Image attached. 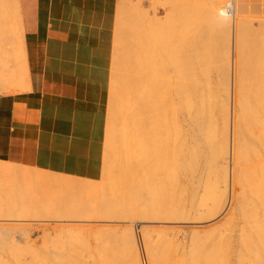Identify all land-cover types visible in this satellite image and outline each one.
Wrapping results in <instances>:
<instances>
[{"label": "bare ground", "instance_id": "6f19581e", "mask_svg": "<svg viewBox=\"0 0 264 264\" xmlns=\"http://www.w3.org/2000/svg\"><path fill=\"white\" fill-rule=\"evenodd\" d=\"M169 1L170 0H165L161 2V4L163 3L165 7L164 2ZM209 1L213 3L216 1L219 15L217 14V11L215 13V10L211 7V11L208 10V15L211 16L209 17L211 21L207 17L204 18L205 21L202 19V17V20L196 19L194 21H192L193 18L191 16V18L188 17L190 20L192 19V23L197 21L195 23L196 30H194L196 33H191L192 29L190 30V27L192 28V26L189 24L192 23L190 21L188 24L190 27L189 29L187 28L190 30V35L187 31L186 33L185 31H182L183 25H181V23L186 24V21L182 22V20H185L186 16H183L181 13L180 16L182 15L183 19L178 16L180 19H177L178 21H181V23L177 24L181 25L182 27L177 26L179 28L176 30V32H174L175 29L173 30L174 26L172 27V23L170 24V27L172 28L169 26H164L165 22L162 24L160 21L161 18L159 17V21H156L161 22L159 25L164 26L165 32H159L161 34H154L155 32H153V36L158 35V39L153 37L155 41L152 42L154 45L152 50H150V47L153 45L148 39L147 40L149 41L150 46L147 43L144 44V42L147 41H145L146 36H143L142 34L143 28L141 30L133 26L131 35L129 34L130 36L127 37L128 42L125 40V44L128 43L126 46H129L127 47L129 48V51L126 48V55H124V51L122 50V54L124 55L123 61H120L121 58L118 57L120 59L119 61L122 62L121 70L123 72L120 71L121 79L117 84L118 89L116 88L117 86L115 87L117 91L114 89L116 93H114V103H111L115 105V113L112 112L114 114V119L112 117L113 122H111V128L108 133L107 141H109V152L106 156L110 154L111 158H109V162L107 161V163H109L108 168L111 172L110 175L115 178H110V180H115V183L118 181V184L121 185L120 187H122L120 188L118 185L120 189H124V187H126L125 185H131V187L133 185V190H131V187H127L128 191L126 189V192L127 194L129 193V195L126 196H130L133 191L132 195L134 194L133 196L136 199L135 205L137 209L131 210L130 208L131 211L128 210L124 214L121 213L117 207V205L120 206L121 204L116 205L114 202L113 204L115 206L112 205L111 207H117L118 211L120 212L116 211V215L113 213L108 217L107 215H109L110 210L109 204H111L113 201H118V199L115 200L117 196L116 193H124L122 195L126 194L121 190L116 192L111 190L112 192L110 193L111 195L114 193L115 198L112 199V201L111 199H108V206L105 204L107 202H105V206L102 207L103 203L99 202L97 199L102 197L104 194L107 195L109 193L107 191V193L105 192L106 188L109 189V185H107L109 183L106 184L104 181L101 184H88L86 187V192L81 190V192L85 193L84 195L83 193L77 194L74 192V190L78 189L80 184L75 183L71 178L68 179L69 177H60L57 174L47 173L38 169L0 161V183H3L9 189L17 188L22 192L18 193L21 196L24 194V196L21 197L20 202L19 200L18 202L16 201V204L18 205L16 207L20 208V210L16 209V213L18 212V215L20 214V219H23L22 217H32L33 212L34 214L35 212L36 214H41L42 211H46L47 213H57L59 215L57 216L61 217V220H63L65 215L69 216L74 212H80L87 208L85 210L89 209L91 212L84 210V214H82L83 212L80 213L86 217L87 213L93 216L94 214H97L96 212L100 211L101 213V210H103L102 208H104V211H106L107 214L104 212L103 213L106 214L107 217L103 216L104 214H102V217L106 218V220L102 219V221H107L109 218V220L126 219L127 216H129V220H131L133 218L132 216H136L139 220L144 222L152 220L150 215L154 211V204L157 205L158 203L162 202L164 205L167 203L165 205L166 207L162 204H159L157 205V209L165 212L163 215L166 217H161V215L155 212L157 217L155 219L159 218L162 221L165 220L163 222L167 221L168 223L181 221L182 223L184 222L197 225L203 221L212 219L222 211L225 212V214L220 220L224 226L227 225L225 229L229 228V230L227 229L228 231L226 230L229 232V234L227 233L228 236H226V231L223 229L224 226L222 227V232L225 233L224 235L226 237H224L223 233L221 235L218 233L217 226H215L217 231H214L217 233V235L219 234V236H221L220 240L217 236L219 245L221 242H223L221 244H224L225 247L220 246L218 247L219 250H217V246H219H216V244H218L217 239H214L215 245H213L214 243L212 244L213 246L210 245L212 241L210 238L213 235L208 236L210 240L208 238L204 240L206 241L205 246H212V249L216 246V248H214L215 253L213 254L217 256L219 252V256L217 257L219 262L221 260L219 257L222 251L231 253V251L227 250V248H229L226 246L227 244L230 245V249L233 248L235 252L242 254L241 256H243V253L240 251H246L247 254L245 255L249 256V259L255 256V260L260 259L258 264H264V8L260 9L261 12H259V10L257 12L253 11V13H256L248 15V7L252 5L250 0ZM233 1L237 18L235 20L233 36L234 59L230 64V34L227 32V30H229V20L225 22V20L222 19V15H226L229 18L231 2ZM187 2L190 4H188L189 6L192 5L199 12H202L200 8L202 0H187ZM182 3L188 7L184 1H182ZM3 4L4 0H0V43L2 41L5 43L4 33H7L3 26V15L5 11V9L3 10ZM157 4H160V2L158 1ZM12 6L14 9L13 13H15L14 17H16V28L14 29V31H16V44L14 45L13 41L10 40L12 42L11 47L9 46L11 50L6 47V51L3 49V51H5L4 53L0 52V84H3L2 87L5 85L6 88H10L9 84H12L10 89H4L6 93L14 92V90L17 91V89L20 91V88H23L24 84H26L24 82H26V79L28 78H25L27 75L25 68V52L24 44L21 38L17 0L13 1ZM130 8L131 2L129 0H122L117 6V11L124 13ZM183 11L186 13V9ZM260 13L263 14L260 16L263 18L260 20L257 18L258 21L254 22L256 20L255 17L260 15ZM187 15H189V13ZM142 16H138L139 21L145 20L150 22V18L148 21L145 15L144 17ZM138 17H135V19H138ZM153 20L151 19L152 22ZM164 20L165 18L162 21ZM156 21H154V23H157ZM167 21L169 22L170 20ZM134 22H137V20H134ZM147 24L148 27L155 26H149V23ZM144 25L142 27H144ZM159 25L156 27L159 28ZM216 25L219 27L222 26L226 30V33L223 34L226 35V42L229 48L227 47L228 49L224 55L219 51L218 48H216V42H218L219 39L223 37V34L216 27ZM254 26H257L258 29H253ZM168 28L172 29V31L170 32ZM203 28L209 31H205L207 32L205 33L202 31ZM153 29L152 31H156V29ZM129 31H131L129 28L127 32L125 29L126 33ZM168 31L170 33H168ZM146 47L149 48L148 51H146L147 49L145 50ZM4 54H6L7 57ZM10 61L12 63V68L10 67L11 64L9 65ZM114 68V70L119 73L118 66L117 69L116 67ZM118 73L115 75L118 76ZM136 73L137 75H135ZM134 76H136V79L133 80ZM130 79L134 81L135 86H131V84L134 83L132 80L130 81ZM1 90L3 91V88H0V91ZM25 91H27V88ZM15 94L17 93L15 92ZM108 115H110V113ZM103 165L105 164L103 163ZM105 169L107 168L105 167L104 170H102V174ZM107 174L108 173L106 172V174L103 175L106 176ZM120 180L125 183L124 187L119 183ZM47 181L50 182V185L54 184L56 191L50 192L46 201H38L37 203L33 204L35 201L28 198L33 196V188L36 185H39V187L42 185L41 187L43 188H49V185L45 184ZM111 181L110 187L112 184ZM159 183L163 184L158 186L157 184ZM112 185L113 188H117V186L114 185V182ZM165 188H167L168 191H165ZM167 192L170 196L166 194V197L164 194ZM227 193L229 194L228 199ZM120 194L119 196H121V198H117H119V201H121L123 204L124 202L121 200L122 195ZM70 196L71 198L76 197V201L74 200V203L77 204L73 206V204L68 200H66V203L64 200V205H62V203L61 205L59 204L62 197L69 198ZM126 196H124L123 199H125ZM77 197H79V199L83 197L87 201L85 200L83 201L85 204H81V202L78 201L82 200H79ZM111 197L113 198V196ZM94 198L96 199V202L98 201V204L100 203V205L97 206V203L96 205L91 203H94L92 200ZM103 199L104 197H102V200ZM130 199H133L132 196ZM131 200L129 205L127 203L128 206H130V204L132 206V202H135ZM125 201L129 202V199ZM11 204L8 205L6 203L5 206L4 203L5 207L0 204L2 207H0V210L3 212L6 210L7 212L9 210L7 208L15 207V202L12 206ZM7 205L10 207H7ZM83 205H85V208ZM128 206L125 205L127 209H129ZM160 206H162L164 209ZM3 207L7 208L3 210ZM105 207L109 210L107 211ZM126 208L124 209L127 210ZM124 209L123 211H125ZM158 210L156 211L160 213ZM92 211L95 213L92 214ZM11 212L13 213V210ZM27 212L30 215L27 216ZM70 212L71 214H69ZM85 212L87 213L85 214ZM47 213V216L42 217V219L45 217L47 219L48 216H51L52 218V215H54L53 213L52 215ZM59 213L63 214L64 216H60ZM110 213H112V211H110ZM129 213L131 215H128ZM10 214H7V216L5 215L6 218ZM24 214L26 216H24ZM36 214L33 216H36ZM74 214L73 216H70V219L68 216V219L65 218L66 216L64 218L66 221L71 220V218H75V221L80 220L82 215L79 216V214H77L80 218L76 220L78 216L76 217ZM2 215L0 214L1 217ZM157 215H159V217ZM10 216V218H12L14 215L12 214ZM34 218H38V216ZM88 219L90 218L87 216L86 220ZM94 219L91 217V220ZM155 219L152 221H156ZM58 220H60V218H58ZM45 227L47 228V226ZM64 227L68 228L66 226L61 228ZM70 227L71 226L68 228L69 232L72 229ZM79 227L81 226L79 225L77 229H79ZM33 228L21 225L16 226L15 228H11L9 226L0 227V264H42L44 261L46 264H49L51 259H48L49 261L46 259L50 255H56L55 253L52 254L53 250L50 247L53 242L55 243L57 241L60 242H57V245L55 244V250L58 249V244L60 245L64 241L59 248H61L60 250H63L67 253V250H64L62 245L67 248L66 245L68 239L66 240V237L69 235V232H66L67 234L64 236L65 239L62 240L59 234L60 232L57 233V231L56 234H58L59 238L61 239L58 240V237L56 236H49L50 234L45 232L47 229L43 231L44 233H41V231L40 233L42 235L46 233L45 235L48 234L49 236H42L44 241L41 239L40 240L44 243L47 241L45 237L48 239H50L52 236L53 238H57L56 241H53L55 238H51L53 239L51 245L49 244L50 242H46V245L48 244V246H50L48 247L49 250H45L46 248H42L44 246L42 245V242L41 245L37 246V241L30 238L31 230L33 231ZM40 228L43 229V227ZM65 228L64 230H66ZM48 229L55 233V231H53L54 227L53 229ZM36 230L34 229V231ZM60 230L64 231L63 229H59V231ZM73 230H75V228ZM198 231H192L191 229L190 232L189 229V231L186 232H190L193 237L194 233ZM71 233H73L72 230ZM77 233L78 232H76V234ZM92 233L94 234L93 238L95 239V243H88L89 245L94 243L96 246H102L100 251H96L98 253V261H100L101 264H139V255L135 245L134 235L131 230L128 232V234H126L125 237L127 252L123 255H120L119 257H117L113 250H111L113 242H115V235L111 229L105 230L104 228V230L99 229L96 232L93 230ZM92 233L89 234L90 236L88 235L89 239L91 236H93ZM179 233L180 232L178 231L177 234ZM207 233L210 232L207 231ZM76 234H70L68 237L70 238V236H73L71 239L74 240V235ZM79 234L83 235V230H79ZM203 234L206 235L205 232ZM62 235L63 234H61V236ZM189 235V233H185L183 234L182 238L186 239ZM200 235L203 236L202 233ZM85 236L86 238L88 237L87 235ZM192 237L190 238V241L184 243L185 247H180L182 251L179 252H181L182 257L184 258L181 259L183 260L182 262H184V264H203L202 260H204V263L206 264H213L215 261H218L216 256L215 259L209 255L212 253V249L211 252H209L210 248L207 249V252L206 249H204L205 247H201L199 243V245L193 244V240L198 242L201 237H197L196 239H194V237L192 239ZM222 237H224L225 241H221L223 240L221 239ZM81 238L83 239L82 236ZM81 238L80 240H82ZM93 238L91 239L93 240ZM212 238H214V236ZM201 240L203 241V237ZM207 240L210 241V243ZM75 241H77L75 244L80 242L81 246L84 245V243L82 245V241H79V238ZM83 241H86V239H83ZM202 241L200 242L202 243ZM70 243L68 242L69 245ZM163 243L164 242H162V245H160L162 246L161 248H167L166 251L168 250V254H173L172 252L175 251L174 249L169 253V248H171L172 245H170L171 247H165L167 244L164 243L163 245ZM204 243L205 242H203V244ZM232 243H235L234 246ZM72 245L73 247L71 248V245L69 246L70 249L68 248L69 250L67 253H70V256H67L66 253L63 254L64 252H62V255L66 256V258L63 256L64 259L68 261H66V263L65 260H62V264L64 262L66 264H78L80 262V264H86L84 263L85 261L80 259L78 260L77 258L75 259L74 252H70L72 248L74 250V244L72 243ZM77 246H79V244ZM198 246L209 253L204 256L205 258L203 255L206 252H204L202 255V249L200 250V248H197ZM144 247L145 248L143 252L145 253L146 258H148L149 263L153 264L155 262L159 264L160 259L163 257H160V259L158 258L164 254H161L160 252H165V250H161V248L160 250L156 249L160 253L157 258V256H155V252H152L153 255L151 254V249L153 247L151 248V246L149 247L148 245H144ZM40 248H42V250ZM222 248L223 250H220ZM198 249L201 254L200 257L202 256L201 258H199V253H197ZM38 251L39 253L42 251L43 254L49 253L50 255H42V258L44 257L43 259L45 260L42 259L43 261L41 262V255L37 254ZM60 252L61 251L58 253L60 254ZM90 253L93 254L94 251H91ZM176 253L177 251H175L174 256L178 255ZM237 253L235 254L240 257ZM71 254L74 257L73 259ZM222 255L223 256L221 257H224V255L228 254L222 253ZM229 255L231 258L233 253L232 256L231 254ZM54 256H52V259L55 257L58 258L57 255L55 257ZM154 256L158 260H155ZM172 256H170V258L167 257V259L169 258L172 261V258L174 257ZM228 257L227 259L229 260ZM176 258L178 259V256ZM213 259L215 260L213 261ZM254 259L252 262H249V264H256L254 263ZM59 260H61V258ZM90 260L93 261L94 259L90 258ZM170 260V264L174 263V261L171 263ZM222 260L224 262L223 258ZM222 260L220 264L223 263ZM163 261L162 264H165ZM60 262L61 261H59V263ZM54 263L51 261L50 264ZM215 264L219 263L216 262Z\"/></svg>", "mask_w": 264, "mask_h": 264}, {"label": "crops", "instance_id": "0c3cea01", "mask_svg": "<svg viewBox=\"0 0 264 264\" xmlns=\"http://www.w3.org/2000/svg\"><path fill=\"white\" fill-rule=\"evenodd\" d=\"M121 1L17 0L28 78L0 95L1 162L100 179Z\"/></svg>", "mask_w": 264, "mask_h": 264}, {"label": "rangeland", "instance_id": "374dc122", "mask_svg": "<svg viewBox=\"0 0 264 264\" xmlns=\"http://www.w3.org/2000/svg\"><path fill=\"white\" fill-rule=\"evenodd\" d=\"M13 1L14 0H4V4H3V10L5 9V11H4V17H3V26H4V28L6 29V31H7V33L5 34L4 33V35H5V43L2 41L1 43H0V52H2V53H4L5 51H6V47L8 48V49H10L9 48V46L11 47V41H13V43H14V45L16 44V42H15V39H16V31H14V29L16 28V23H15V18L16 17H14L15 16V13H13L14 12V9H13V6H12V3H13ZM130 2H131V8L127 11V12H124V13H122V12H118L117 11V14H116V22H115V30H114V37H113V57H112V66H111V76H110V81H109V89H108V98H107V104H106V106H107V113H106V125H105V152H104V159H103V163L105 164V165H103V167L105 168H107V169H105V171H103V174L105 175L106 174V172L108 173L106 176H104L103 174L101 175V177H100V179H102V180H98V181H86V180H81V179H76V178H73V177H67V176H62V175H58V176H60V177H66V178H68V179H72V181H74L75 183H77V184H80L78 187V189H75L74 190V192H76L77 194L79 193V194H82L83 192H81V190H83L84 192H86L87 191V185L89 184H91V183H93V185H95V183L96 184H101L102 182H104V183H109V184H107V185H109V189L108 188H106V190H105V192L107 191V192H116V191H119V190H121L122 192L124 191L126 194L125 195H122V194H124V193H119V192H117L116 193V198H115V195H114V193H112V195H111V193L109 194V197H111V196H113V198L111 197V198H109L108 197V194L107 195H103L102 197H104V201L102 200V197H99V199H97L99 202H101V203H103L102 204V207H104L105 206V204H107V206H108V199H111V201H112V199H114L115 198V200L116 199H118V201L116 200V201H113L111 204H109L110 206V210L109 209H107L106 207V210L108 211L109 210V215H107L108 217L110 216V214L112 215L113 213H114V215H116V211L117 212H120L121 211V213H124L125 214V212L126 211H128V210H130V208H131V210H136L137 208H136V199H135V197L132 195V193H133V191H132V193L130 194V196H126V195H129V193L127 194V192H126V189H127V191H128V188L129 187H131V185H125V183H123L121 180H120V184H122V186L124 187V185L126 186V187H124V189H120V188H122V187H120L121 185H119L118 184V181H116V183H117V185H116V183H115V180L113 181V179H115L113 176H111L110 175V171H109V168H108V166H109V163H107V161L109 162V158H111L110 157V154H108V156H106L107 155V153L109 152V144H108V142L109 141H107L108 140V133H109V130H110V128H111V122H113V119H114V114L112 113V112H114L115 113V111H114V109H115V105L114 104H111V103H114V99H115V91H117V89H118V83H119V81H120V79H121V73H120V71L121 72H123L122 70H121V68H122V62H120V61H123V59H124V55H126V52L125 51H127V49H128V51H129V48H127V47H129V46H126V44L128 45V43H126L125 44V40L128 42V39H127V37L128 36H130L131 35V33H132V28H133V26L134 27H136V28H138V29H141L142 30V28H143V30H142V34H143V36H146L145 38V41H147V42H144V44L145 43H147L149 46H150V44H149V41L151 42V44H152V42H154L155 41V39H158L157 38V36L158 35H155V36H153V32H155L154 34H158L159 32H161V33H164L165 32V30H164V26H169L170 27V24L172 25V27L174 26V28H173V30H174V32H176V30L179 28V27H177V26H180V27H182L181 25H183V28H184V30H183V28H182V31H185V33H186V31L188 32V34L190 35V30H191V33L193 32V34L194 33H196L194 30H196L195 28H196V25H195V23L197 22V21H195V23H192V21H194V20H204L205 21V19L204 18H209V17H211V16H209L208 14V10H210L211 11V7L215 10V13H216V11H217V14L219 15V11H218V8H217V3H216V1L213 3V2H210L209 0L208 1H206V0H202V2H201V5H200V8H201V10H202V12H199L196 8H194L192 5L191 6H189L190 4L187 2V0H182V1H184L187 5H188V7L184 4V3H182V1L181 0H170L169 2H164L165 3V7H164V5H163V3L161 4V2H163V1H165V0H129ZM141 2V4H140V2ZM158 1L160 2V4H157L158 3ZM249 1V0H248ZM247 1V2H248ZM250 2H251V4L252 5H250L249 7H248V15H251V14H255L258 10H259V12H261L260 11V9L261 8H264V0H250ZM153 6H152V5ZM167 4V5H166ZM135 5V6H134ZM155 5V6H154ZM184 5V6H183ZM157 6V7H156ZM166 6H168V7H166ZM186 6V7H185ZM152 7V8H151ZM154 7V8H153ZM159 7H162V8H159ZM189 7H190V9H189ZM137 8H140V9H137ZM156 8V9H155ZM188 8V9H187ZM186 9V13L183 11V10H185ZM196 9V10H195ZM134 10H136V11H134ZM147 10H149V11H147ZM150 11H151V13H150ZM192 11V12H191ZM253 11H256L255 13H253ZM167 12V13H166ZM182 12H184V13H182ZM189 13V15H187L188 13ZM180 13L184 16H186V18H185V20L183 21L182 20V22H185L186 24H184V23H181V21H178V19H180V18H182L183 19V16L181 17L180 16ZM195 13V14H194ZM197 13H200V14H197ZM211 13V12H210ZM7 14V15H6ZM197 14V15H196ZM135 15V16H134ZM142 16V17H144V15L147 17V19H148V21H149V18H150V22H147V21H143V20H141V21H139V17L138 16ZM263 14L262 13H260V15H258L257 17H255V21L254 22H256V21H258V19L260 20V19H262L263 17H260V16H262ZM162 16H163V18H162ZM180 18H179V17ZM193 18V20L191 21L190 20V18L191 17ZM194 16V17H193ZM133 19H132V18ZM135 17L137 18L138 17V19H135ZM142 17H141V19H142ZM152 17V18H151ZM161 19H160V18ZM188 17H190V18H188ZM201 17H202V19H201ZM155 18V19H154ZM157 18V19H156ZM165 18V20L164 21H162L163 19ZM178 18V19H177ZM219 18V17H218ZM236 18H237V14H236V11H235V5H234V1L233 2H231V9H230V13H229V18H228V16H226V15H222V19L223 20H225V22L226 21H228L229 20V30H227V32H229V34H230V42H229V47H228V45H227V42H226V35L225 34H223V33H226V30L224 29V27H219V26H217L216 25V27L220 30V32L223 34V37H221L220 39H219V41L218 42H216V48H218L219 49V51L224 55L225 54V52L227 51V49L229 48V52H230V64H231V61L234 59V52H233V50H234V45H233V40H234V38H233V36H234V28H235V20H236ZM258 18V19H257ZM145 19V18H144ZM146 19V20H147ZM151 19L153 20V22L151 21ZM159 19H160V21L162 22V24H163V22H165L166 23V25H165V23H164V26H163V28H162V26L161 25H159V24H161V22H157V21H159ZM170 20L169 22L167 21V20ZM188 21H187V20ZM264 19V18H263ZM131 20V21H130ZM134 20H137V22H134ZM157 20V21H156ZM173 20H174V22L177 24V23H181V25H179V24H175L174 22H173ZM209 20L211 21V19L209 18ZM139 21V22H138ZM154 21H156L157 23H154ZM172 21V22H171ZM189 21L192 23V24H189ZM203 21V22H204ZM134 24H133V23ZM143 22H145V23H143ZM136 23V24H135ZM143 23V24H142ZM147 23H149V26L150 25H155L154 27H152V26H150V27H148V24ZM150 23H152V24H150ZM154 23V24H153ZM169 25H168V24ZM174 23V24H173ZM207 23V22H206ZM145 24V25H144ZM147 24V25H146ZM192 26V28L189 26ZM144 25V27H142ZM159 25V28H157L156 26H158ZM185 25V26H184ZM187 25H188V27H187ZM209 25V24H208ZM160 26H161V28H160ZM194 26V27H193ZM146 27H148V28H146ZM172 27H170V28H172ZM177 27V28H176ZM189 27H190V30H188L189 29ZM209 27V26H208ZM128 28H129V30H131V31H129L128 33H126L127 31H128ZM154 28V29H153ZM157 28V29H156ZM166 28V27H165ZM170 28H168L169 30H170V32L172 31V29H170ZM188 28V29H187ZM207 28V27H206ZM125 29H126V32H125ZM146 29V30H145ZM151 29V30H150ZM152 29L153 30H155L156 29V31H152ZM159 29V30H158ZM160 29H161V31H160ZM162 29H163V32H162ZM208 29V28H207ZM207 29H202V31H209V30H207ZM253 29H258L257 28V26L255 27H253ZM157 30H158V32H157ZM166 30H167V28H166ZM152 33H151V32ZM197 31H198V29H197ZM167 32V31H166ZM169 31H168V33H170ZM199 32V31H198ZM207 32H205V33H207ZM126 33V34H125ZM161 33H159V34H161ZM184 33V34H185ZM130 34V35H129ZM148 34V35H147ZM166 34V33H165ZM188 35V36H189ZM149 36V37H148ZM160 36V35H159ZM153 37H156L155 39H153ZM121 38V39H120ZM124 38H126V39H124ZM144 38V37H143ZM151 38V39H150ZM149 41H148V40ZM153 39V40H152ZM11 40V41H10ZM120 45V46H119ZM147 45V46H148ZM153 45V44H152ZM151 45V46H152ZM226 45V46H225ZM233 46V47H232ZM154 47V45L152 46V47H150V50H152V48ZM228 47V48H227ZM124 48V49H123ZM127 48V49H126ZM3 49L5 50V51H3ZM147 49V50H146ZM148 47H146L145 48V50L146 51H148ZM226 49V50H225ZM11 50V49H10ZM125 52H123V51ZM122 52H123V54H122ZM10 53V52H9ZM120 53H121V55H120ZM142 53V52H141ZM5 56H6V54H4ZM120 55V56H119ZM7 57V56H6ZM118 57H120L121 58V60L118 58ZM123 57V58H122ZM118 62H117V61ZM120 60V61H119ZM116 61V62H115ZM134 63V62H133ZM11 64V68H12V63H11V61L9 62V65ZM135 64V63H134ZM118 66V71H119V73L118 72H116V70H114L115 68L114 67H116V69H117V66ZM133 65V64H132ZM114 72V73H113ZM118 73V76L117 75H115V74H117ZM134 74V73H133ZM132 74V75H133ZM131 75V76H132ZM135 75H137V73L135 74ZM130 76V77H131ZM118 77V78H117ZM136 76H134V78H133V80L134 79H136L135 78ZM132 79H130V81H131ZM132 80V81H133ZM10 81V80H9ZM133 83H134V81H133ZM2 85L3 84H0V88L2 89L3 88V91L1 90L0 91V95H2V94H7L6 92H5V90H7V88H6V86L4 85V87H2ZM10 85V86H9ZM8 86L11 88L12 87V84H9ZM115 85V86H114ZM135 86V83L134 84H131V86ZM117 86V87H116ZM117 89H116V88ZM10 88H8V89H10ZM5 89V90H4ZM15 89H17V88H15ZM114 89H116L115 91H114ZM20 90H21V88H20ZM17 91H19V89H17ZM14 92H16V90H14ZM12 93V92H11ZM115 93V94H114ZM112 97H113V99H112ZM111 99H112V101H111ZM113 107V108H112ZM110 113V115H108ZM111 114H113V115H111ZM112 117H113V119H112ZM107 151V152H106ZM105 161H106V163H105ZM107 164V165H106ZM104 168H103V170H104ZM35 169V168H34ZM47 173H49V172H47ZM107 176H109V177H107ZM103 177H104V179H103ZM106 177V178H105ZM110 178H113V179H111L110 180ZM107 180V182H106V180ZM109 179V180H108ZM120 179V178H119ZM118 179V180H119ZM116 180H117V178H116ZM110 181L112 182V184H113V182H114V185L115 186H117V188L116 187H114L113 188V185L111 184V187H110ZM103 183V184H104ZM45 184H47V185H49V188H43V187H41L42 185H40V187H39V185H36L34 188H33V192H32V194H33V196L32 197H28V198H30V200H34L35 202H33V204H35V203H37L38 201H46L48 198V194L50 193V192H52V191H56V189H55V187H54V184H51L50 185V182L49 181H47V182H45ZM161 184H163V183H159V184H157L158 186H160ZM118 185H119V187H118ZM128 187V188H127ZM167 187V186H166ZM113 188V189H112ZM116 188V189H115ZM132 189L131 190H133V185H132V187H131ZM169 188V187H168ZM112 190V191H111ZM120 191V192H121ZM130 191V190H129ZM165 191H168V189L167 188H165ZM19 192H21V191H19L17 188H13V189H9V188H7V186H5L3 183L1 184L0 183V204H2V206H4V203H5V206H6V203L9 205V204H11V206L13 205V203L15 202V204H14V208L12 207H10V206H8L7 205V207H10V208H7V209H9L10 210V213H9V210L6 212V210H4V209H6V208H4L3 207V210H4V212L3 211H1L0 210V214L2 215H4V213H5V215L7 216V214H10V215H14V216H12V218H10L11 216L9 215L7 218H6V216L4 215V217H3V215H2V217L0 216V227H6V226H9V227H11V228H15L16 226H29L30 228H33V231L31 230V239L32 240H35V241H37V246H39V245H41V242H42V245H44L42 248H46L45 250H49V246L51 245V242H53V241H56L57 240V238L56 237H58V240H61L60 238H59V235L58 234H56V232L57 233H59L60 234V237L62 238V240H64L65 239V237L64 236H66V234L69 232L68 231V228H69V226H71L70 228H72L71 230H72V232L73 233H71V230H70V232H69V235L71 234V235H73L74 233L76 234V232H78L77 234H79V230L81 231V230H83V232H84V234L85 235H89V234H91L92 232H93V230H94V232H96V231H98L99 229H102V230H104V228H105V230H108V229H111L112 230V232H113V234L115 235V242H113V246L111 247V250H113V252L116 254V256L117 257H119L120 255H123V254H125L126 252H127V246H126V244H125V237H126V234H128V232L131 230V232L133 233V235H134V240H135V245H136V248H137V251H138V255H139V264H148L149 263V261H148V258H146V256H145V253L143 252V250H144V245L146 246V245H148L149 247L151 246V248H149V249H151V254H152V252H155L156 253V255H155V253H154V255L155 256H157V258H158V255L161 253H164V254H168V250L166 251V249L167 248H161L162 246H160V245H162V242H164V243H166L167 244V246H165V247H171L170 245H172V247L171 248H169V253H170V251L172 250L173 251V249L175 250V251H177V253L176 254H178V255H175L174 256V254H175V251H171L173 254H168V255H164L163 254V256H159V258L158 259H160V257H163V258H161L160 259V263H159V261H158V263L159 264H162V261L165 259L166 260V262H165V260L163 261L165 264H170L169 263V258H170V256H172L171 258L173 259L172 261L170 260V262L172 263L173 261H174V263H172V264H184V262H182L183 260H181L183 257H182V255H181V252H179V251H182V249L181 248H183V247H185V242H188V241H190V238L192 237V234L190 233L191 232V229H192V231H198V232H195L194 233V235H193V237H194V239H196L197 237H203V241L201 240V238H200V240L198 241V242H195L196 240H193V244H197V245H199L200 244V246L202 247V246H204L203 248L204 249H206V251L208 252V250L207 249H209L210 248V251L209 252H211V247L213 246V245H215V243H214V239H217V243L218 244H216V246L217 245H219V240H220V237L221 236H219V234L221 235L222 233H223V235L226 233V236H228L227 235V233L229 234V232H227L228 230H229V228H227V229H225L226 227H227V225H223L222 224V221L220 220V219H222V217L224 216V214H225V212H220L218 215H216L215 217H213L212 219H210V220H206V221H203L202 223H199V224H191V223H182L180 220V222H178V221H174V222H170V223H168L167 221L166 222H163V221H165V220H161V219H155V218H157L156 217V213L157 214H159V215H161V217H164L165 215H163V213L165 214V212H162V211H160V210H158L157 208H158V206L157 205H159V204H162V202L161 201H159V202H161V203H158L157 205H155L154 204V211H153V213H151V218H152V220H156V221H141V220H139L136 216H132L131 218V220H129L130 218H129V216H127V218L126 219H111V220H109V219H107V221H102V219L103 220H106V218H104V217H102V214H104V213H106V211H104L105 209L104 208H102L103 210H101L102 212L100 213V211L99 212H96L97 214H94L95 212H93L92 214H94L93 216H91V215H89L87 212H85V214L87 213V216H88V218H90V219H88V220H86V218H87V216L86 217H84L82 214H84V210L85 209H87V208H85V205H83V207L85 208V209H81L82 211H80V212H74L73 214L74 215H76V217L78 216L77 214H79V216L80 215H82L81 216V218L83 219H81L79 216L76 218V220L78 219V218H80V220H77V221H75V218H71V220H67L66 221V219H68V217H69V219H70V216H73V214H71V212L69 213V214H71V215H63V214H61V213H59L60 214V216H64L63 217V220H61V217H58L59 215L56 213H53V212H49V213H47L46 211H42V213L41 214H36V212H35V214H36V216H38V218H34V217H36V216H33V215H35L34 214V212H33V215H32V213H31V215H32V217L31 216H29L28 218L26 217V218H24V217H22L23 219H20L19 217H20V214L18 215V212L16 213V209H18V210H20V208L19 207H16V206H18L17 204H16V201L18 202V200H19V202L21 201L20 199H21V197H23L24 196V194H23V196H21V195H19L18 193ZM106 192V193H107ZM131 192V191H130ZM22 193V192H21ZM85 193H83V195H84ZM119 194L120 195H122V202H124L123 204H125L126 206H128L129 205V203H130V198H131V196H132V200L131 201H135V202H132V206H131V204H130V206H128L129 207V209H127L126 207H125V205H123L122 203H121V201H119L120 199L119 198H117V197H120L121 198V196H119ZM168 195V192L167 193H165L164 195ZM47 195V196H46ZM111 195V196H110ZM167 195H166V197H167ZM228 193H227V199H228ZM107 197V199H106V197ZM124 196H126L125 197V199H123L124 198ZM168 196H170V195H168ZM70 198V199H69ZM69 198H67V197H62L60 200V202H59V204L61 205V203H62V205H64V200H65V203H66V200H68L69 202H71L72 204H73V206L75 205V204H77V203H74V200L76 201V197H72L71 198V196L69 197ZM78 199H79V197H77ZM62 199H63V201H62ZM82 201H78V202H81V204H85L83 201H85L86 199H84L83 197L82 198H80ZM79 199V200H80ZM106 199V200H105ZM129 199V202L127 201H125V200H128ZM93 201H94V203L93 202H91L92 204H95L96 205V203H97V206L98 205H100V203L98 204V201L96 202V199L94 198V199H92ZM91 200V201H92ZM87 201V200H86ZM9 202V203H8ZM89 202V201H88ZM105 202H107V203H105ZM115 202V204L117 205V204H121L120 206L119 205H117V207H118V209L120 210V211H118V209H117V207H111L112 205L113 206H115L113 203ZM105 203V204H104ZM127 203H128V205H127ZM163 203H164V201H163ZM79 204V203H78ZM167 204V203H166ZM165 204V205H166ZM163 206H165L164 204H162ZM1 207V206H0ZM135 207V208H134ZM160 207H162V206H160ZM166 207V206H165ZM2 208V207H1ZM0 208V209H1ZM113 208H114V210H113ZM124 208H126L127 210H125ZM134 208V209H133ZM163 208V207H162ZM123 209L125 210V211H123ZM164 209V208H163ZM13 210V213L11 212ZM130 210V211H131ZM156 210H158V211H160V213H158ZM162 210V209H161ZM217 210V209H216ZM85 211H90L89 209L88 210H85ZM110 211H112V213H110ZM164 211V210H163ZM2 212V213H1ZM83 212V213H82ZM91 212V211H90ZM104 212V213H103ZM152 212V211H151ZM156 212V213H155ZM39 213V212H38ZM46 213L47 214H51L52 215V213L54 214V215H52V218H60V220H58V218L56 219H52L51 218V216H48V218L46 219V217L45 218H43L42 219V217H44V216H47L46 215ZM80 213H82V214H80ZM154 213H155V216H154ZM26 214V213H25ZM24 214V216H26ZM65 214V213H64ZM68 214V213H67ZM91 214V213H90ZM101 214V215H100ZM107 214V213H106ZM106 214H104L103 216H105V217H107L106 216ZM28 215H30L28 212H27V216ZM58 215V216H57ZM96 215H97V217H96ZM128 215H131L130 213L128 214ZM159 215H157L158 217H159ZM16 216V217H15ZM94 219V220H96V221H94V220H91V217ZM153 216V217H152ZM14 217V218H13ZM166 217V216H165ZM16 218H18V219H16ZM41 218V219H40ZM85 218V219H84ZM98 218V219H97ZM100 218V219H99ZM137 218V219H136ZM163 219V218H162ZM84 220H85V222H84ZM90 220V221H89ZM160 221H162V222H160ZM221 221V222H220ZM71 222V223H70ZM91 224H90V223ZM177 222V223H176ZM62 223V224H61ZM65 225H64V224ZM88 223V224H87ZM182 223V224H181ZM30 224V225H29ZM57 224H59V225H57ZM225 224V223H224ZM69 225V226H68ZM81 226V227H83V228H81V227H79V229H77L78 228V226ZM222 225V226H221ZM43 227V229L42 228H40V227ZM45 226H47V228L45 227ZM57 226V227H56ZM59 226V227H58ZM63 227V226H66V227H68V228H65L66 230H64V228H61V227ZM91 226V227H90ZM195 226V227H194ZM215 226H217V228H218V235H217V233L215 232V231H217V228H215ZM224 226V227H223ZM229 226V225H228ZM53 227H54V230L53 231H55V233L54 232H52V230H50V229H48V228H51V229H53ZM56 227V228H55ZM222 227H223V229H225L224 231H226L225 233L224 232H222L223 230H222ZM36 228H37V230H36ZM63 229L64 231H59V229ZM75 228V230H73ZM87 228V229H86ZM90 228V229H89ZM95 228H96V230H95ZM199 228V229H198ZM213 228V229H212ZM34 229L36 230V231H34ZM48 231H47V230ZM56 229V230H55ZM93 229V230H92ZM98 229V230H97ZM189 229H190V232H186V231H189ZM193 229H195V230H193ZM209 229V230H208ZM44 230H46L45 232H47V233H49L50 235L49 236H51V235H53V236H56V237H54L53 238V236L52 237H50V239L51 238H53V239H48L47 237H49L48 236V234L47 235H45V234H43L44 236H47V237H45L46 239H47V241L46 242H50L49 244V246H48V244L46 245V242L44 243L43 241V239H42V234L41 233H44L43 231ZM201 230H203V231H201ZM212 232H211V231ZM215 230V231H214ZM219 230H220V232H219ZM42 231V232H41ZM51 231V232H50ZM76 231V232H75ZM85 231H87V232H85ZM91 233H90V232ZM178 231L180 232L179 234H177L178 233ZM207 231L208 232H210V233H207ZM41 232V233H40ZM61 232H64V233H61ZM67 232V233H66ZM206 233V235L205 234H203V233ZM214 232V233H213ZM87 233V234H86ZM185 233H189L190 235L186 238V239H183L182 238V236H183V234H185ZM202 233V235L203 236H201L200 234ZM213 233V234H212ZM55 234V235H54ZM61 234H63L62 236H61ZM74 235V240L73 239H71V237L73 238V236H70V238L67 236L66 237V240L68 239H70L69 241L67 240V245H66V242H65V245H66V247L67 248H65V246H63L62 245V247H64V250L66 249L67 250V253H68V250L71 248V247H73V245H72V243L74 244V250H73V248H72V250H70V252H74V257H75V259L77 258L78 260L80 259V260H82V261H85L84 263H86V264H101L100 263V261H98V251H100V249L102 248V246L101 245H95L94 243H95V239L93 238L94 237V234L92 233V235L93 236H91V238H93V240L90 238L89 239V236L86 238V236L83 234H79V235ZM180 234H181V236H180ZM215 234H216V237H215ZM197 235H199V236H197ZM211 235H213L214 236V238H210L212 241H211V243H210V241H208L209 243H210V245H212L213 243V245L212 246H210L209 247V243L207 244L208 246H205V244H206V241H204V240H206V238H208L209 239V237L208 236H211ZM222 235V236H223ZM43 236V237H44ZM81 236L83 237V239H86V241H87V243L88 242H90V243H92V242H94L93 244H90L89 245V243L87 244L86 243V241H83V239L81 238ZM206 236V237H205ZM219 237V240H218V237ZM225 235H224V237H226ZM64 237V238H63ZM77 237V238H76ZM193 237H192V239H193ZM224 237H222L221 239H223V240H221V241H225L224 240ZM78 239L79 238V241H82V245H83V243H84V245L83 246H81L80 244V242L79 243H76L75 244V242H77V241H75L76 239ZM80 238L82 239V240H80ZM205 238V239H204ZM43 240V241H41V240ZM175 241H174V240ZM199 239V238H198ZM197 239V240H198ZM209 239V240H210ZM227 239V238H226ZM40 240V241H39ZM53 240V241H52ZM90 240H92V241H90ZM228 240V239H227ZM39 241V242H38ZM200 241H202V243L200 242ZM220 241V242H221ZM58 243L60 242V241H57ZM57 242H53V244L51 245V247L50 248H52V250L54 251H52V254L53 253H55L57 256H58V258L57 257H55L54 256V254L53 255H50L49 253L48 254H43L42 253V251H40V253H39V251H38V255H41V262L43 261V260H45V259H43L42 258V255H50L46 260H50V263H51V261H52V263H54V262H56V263H58V264H62V260H65L64 259V257L66 258V256L65 255H62V252H64L63 254H65L66 252L65 251H63V250H60L61 248H59V247H61V244L64 242H62L60 245L58 244V249H59V251H61L60 252V254L58 253L59 251H58V249H56L55 250V248H56V245H57ZM68 242L70 243V245L68 244ZM177 242V243H176ZM203 242H205L204 244H203ZM164 243H163V245H164ZM176 243V244H175ZM199 243V244H198ZM221 243H223V242H221ZM220 243V245L219 246H217V250H219V248L218 247H225V245L224 244H221ZM56 244V245H55ZM79 244V246H77ZM87 244V245H86ZM169 244V245H168ZM175 244V245H174ZM203 244V245H202ZM234 244L235 243H232V245L234 246ZM69 246H70V248H69ZM160 246V248H161V250H165V252H158L156 249H158V247ZM216 246L214 247V248H216ZM226 246H228L229 248H227V250L228 251H231V253H228L227 251H225V252H223L222 251V253L224 254V253H227L228 255H224V257H226V258H224V257H221V256H223L222 255V253L220 254V259L222 260V258L224 259V262L226 261V262H228L229 264H238V263H240V264H246V260H247V264H249V262H252V260L254 259V257L253 258H250L249 259V256H246L245 254H247L246 253V251L244 252H242V250L240 251L241 253H243V256H241L242 254H238L237 252H235L234 250H233V248L232 249H230V245H227L226 244ZM181 247V248H180ZM201 247H197V248H200V250L202 249ZM42 248H40L41 250H42ZM69 248V249H68ZM160 248L158 249V250H160ZM214 248L212 249V253H207L206 251H204V249H202L201 250V254L203 255L204 254V252H206L204 255H203V257L204 256H206L207 254H209V255H211L212 256V258L214 257L215 258V254H213V253H215V251H214ZM63 249V248H62ZM51 250V249H50ZM153 250V251H152ZM220 250H223V248L222 249H220ZM56 251H57V253H56ZM91 251H94V253L93 254H91L90 252ZM97 251V252H96ZM150 251V250H149ZM157 251V252H156ZM198 251H199V249H198ZM197 251V253H199V258H201L200 257V251L198 252ZM43 252H46V251H43ZM47 252H49V251H47ZM255 252V251H254ZM253 252V253H254ZM50 253H51V251H50ZM66 253V254H67ZM90 253V254H89ZM158 253V254H157ZM179 253H180V255H179ZM232 253H233V256H232ZM235 253H237L240 257H238ZM70 254V253H69ZM69 254H67V256H70ZM213 254V255H212ZM217 254V253H216ZM229 254H231V258H230V255ZM235 254V255H234ZM62 257H61V256ZM153 255V254H152ZM253 255V254H252ZM52 256H54L55 258H53L52 259ZM64 256V257H63ZM71 256H72V254H71ZM155 256H154V258H155ZM165 256V257H164ZM178 256V259L176 258ZM219 256V252H218V254H217V256H216V258ZM229 256V257H228ZM235 256V257H234ZM39 257H38V259H39ZM61 258V260H59L60 258ZM73 256H72V259L74 258ZM167 257H169L168 259H167ZM227 257L229 258V260L227 259ZM248 257V258H247ZM57 258V259H56ZM90 258H93L94 260L92 261V260H90ZM205 258V257H204ZM215 258V259H216ZM232 258H237L236 260L235 259H232ZM241 258V259H240ZM43 259V260H42ZM71 259V260H72ZM158 259H156L155 258V260H158ZM181 261H180V260ZM184 259V258H183ZM203 259V258H202ZM215 259H213V261L215 260ZM232 259V260H231ZM239 259V260H238ZM243 259V260H242ZM48 260V261H49ZM69 260V259H68ZM97 260V261H96ZM176 260V261H175ZM217 260L218 261H215V263L216 262H218L219 264H220V262H221V260H220V262H219V259L217 258ZM228 260V261H227ZM241 260V261H240ZM248 260H250V261H248ZM260 260V259H259ZM259 260H255L254 259V263H256V264H258V262H259ZM262 260V259H261ZM48 261H46V262H48ZM59 261H61L60 263H59ZM67 260H65V262H66ZM73 261V260H72ZM75 261V260H74ZM87 261V262H86ZM181 263H180V262ZM203 261V262H202ZM201 262L203 263V264H206V263H204V260H202ZM63 263V264H66V263ZM69 262H71V261H69ZM175 262H178V263H175ZM222 262H223V260H222ZM224 262L223 263H221V264H224ZM225 262V264H228V263H226ZM43 263H45V261L44 262H42V264ZM49 263V262H48ZM49 263V264H50ZM56 263H54V264H56ZM73 263V262H72ZM75 263V262H74ZM81 263V262H80ZM80 263H78V264H80ZM152 263H153V261H152ZM155 263V262H154ZM153 263V264H154ZM211 263V262H210ZM215 263H213V264H215ZM46 264V263H45ZM71 264V263H70ZM150 264V263H149ZM155 264H157V263H155Z\"/></svg>", "mask_w": 264, "mask_h": 264}]
</instances>
